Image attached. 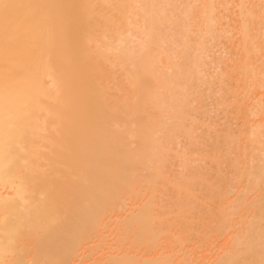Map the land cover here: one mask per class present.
Returning a JSON list of instances; mask_svg holds the SVG:
<instances>
[{
	"label": "bare ground",
	"instance_id": "1",
	"mask_svg": "<svg viewBox=\"0 0 264 264\" xmlns=\"http://www.w3.org/2000/svg\"><path fill=\"white\" fill-rule=\"evenodd\" d=\"M127 1L0 0V264H203L236 217L216 264H264L263 151L233 157L239 138L213 129L195 159L214 173H189L187 159L171 176L179 133L192 131L191 96L168 73L180 64L163 43H176L161 34L170 2ZM216 1L205 0L211 34ZM249 4L238 0L243 58L229 76L243 88L257 76Z\"/></svg>",
	"mask_w": 264,
	"mask_h": 264
},
{
	"label": "rangeland",
	"instance_id": "2",
	"mask_svg": "<svg viewBox=\"0 0 264 264\" xmlns=\"http://www.w3.org/2000/svg\"><path fill=\"white\" fill-rule=\"evenodd\" d=\"M127 2L131 3V0ZM169 2L166 8L170 14V21L161 25V34L166 41L176 43L175 46L163 43L171 55L177 56L180 64L178 71L170 68L168 73L172 75L175 71L178 72L177 77L183 84L185 83L186 90L191 96V107L187 106L189 117L185 120V126L192 131L191 135H185L182 131L179 133L175 144L178 153L171 159V176L177 179L186 172L184 161L187 159L192 165L189 173L201 170L202 166L205 167L203 171L214 173L206 160L195 159L210 148L209 136H213V129L223 132L231 128L239 138L237 148L232 153L233 157L241 156L242 159L247 157L249 160L259 151H263L264 157V144L261 141L264 138V119L259 122L253 121L254 125L251 123L253 117L260 116H257V113L264 114V0H250L249 4L250 44L258 49L257 53L251 54L250 61L257 70V76L250 78L245 88L241 79L229 77L237 72L243 58V45L239 44L238 35L240 24L238 0L216 1L215 12L218 17L215 22L216 31L213 34L207 30L205 0ZM136 5H138L136 8L140 7L139 2ZM135 17L142 19L140 13ZM134 33L137 34L134 42H127L130 47L126 49L129 52H135L140 41L141 33L138 31ZM202 45L207 49L205 48L203 56L198 57ZM198 58L204 80H196L192 75ZM125 62L126 67L119 70L120 79L125 77L126 70L131 67L129 60ZM224 74L229 78L226 82L222 78ZM244 101L245 106L244 104L241 106L240 103ZM249 126L251 128H248ZM252 128L258 129L257 132L254 133ZM213 151L217 154L223 152L220 145L215 150L213 148ZM260 162L264 165L263 160ZM228 169L233 170L232 167ZM239 194L236 193L235 197ZM236 218L233 219L229 235L219 237L215 235L213 245L207 252L197 257L203 264H216L228 252L230 245L235 241L234 238L239 235L235 227H242L238 223L244 220L242 217Z\"/></svg>",
	"mask_w": 264,
	"mask_h": 264
}]
</instances>
